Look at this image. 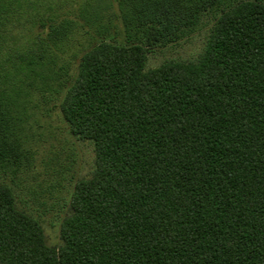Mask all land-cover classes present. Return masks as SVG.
Masks as SVG:
<instances>
[{
	"label": "trees",
	"instance_id": "trees-1",
	"mask_svg": "<svg viewBox=\"0 0 264 264\" xmlns=\"http://www.w3.org/2000/svg\"><path fill=\"white\" fill-rule=\"evenodd\" d=\"M51 108L94 152L56 247L17 201ZM0 264H264V0H0Z\"/></svg>",
	"mask_w": 264,
	"mask_h": 264
},
{
	"label": "rangeland",
	"instance_id": "rangeland-1",
	"mask_svg": "<svg viewBox=\"0 0 264 264\" xmlns=\"http://www.w3.org/2000/svg\"><path fill=\"white\" fill-rule=\"evenodd\" d=\"M118 30L120 33L119 27ZM207 31L203 28L179 44L149 52L147 66L155 67L170 59H196L203 49ZM117 41L123 42L120 34ZM35 139L37 153L31 170L21 176L17 201L38 216L46 244L56 247L60 244V221L74 182L90 175L94 152L87 141L78 140L69 133L56 108L43 110L39 115Z\"/></svg>",
	"mask_w": 264,
	"mask_h": 264
}]
</instances>
